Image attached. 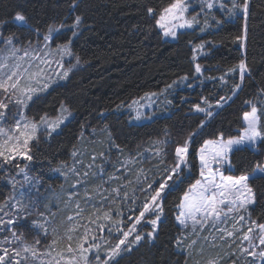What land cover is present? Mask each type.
<instances>
[{
  "label": "trees",
  "instance_id": "obj_1",
  "mask_svg": "<svg viewBox=\"0 0 264 264\" xmlns=\"http://www.w3.org/2000/svg\"><path fill=\"white\" fill-rule=\"evenodd\" d=\"M171 2L75 0L77 6L73 8V0H0V30L19 40L16 43L32 41L47 33L50 26L63 25L54 42L68 40L73 58L79 57V64L66 80L40 94V99L28 108V114L53 115L63 104L73 113L57 132L33 143L29 153L32 159L24 163L42 178L45 188L41 187L39 196L45 199L41 206L62 238L71 224L66 220L67 213L74 207L77 209V205L83 210L80 216L89 222L94 206L102 203L99 185L110 171L118 174L117 182H126L125 159H130L126 160L128 165L134 163V173L130 174L135 178L140 169H143L141 181L162 178L166 168L156 156L154 146L160 148L161 142L169 141L164 139L165 135L177 144L179 134L182 137L202 129L203 134L192 143L188 153L190 172L166 193L163 219L155 239L133 245L130 252L124 253L120 264H193L190 252L182 248L183 243L179 246L176 243L180 237L174 220L176 207L198 177V148L210 138L237 136L243 127L242 117L253 101L259 107L258 126L262 136L255 147H238L231 152V169L227 172L235 176L250 174L257 165L264 164V0H248L246 19L241 14L230 18L220 14L207 30L180 31L174 40L165 39L155 23L162 9ZM148 8L154 9V15L147 12ZM17 13L26 17L25 22L13 19ZM76 16H81L82 21L74 28ZM198 44H204V53L196 60L202 67L201 73L195 71L193 56V48ZM241 61L246 65L242 80ZM183 77H187L185 82ZM176 80L178 84L171 87ZM236 85L240 87L236 89ZM163 88L167 91L163 93L164 106L161 112L157 111L162 114L148 122L131 123L132 114L126 107L146 93ZM221 97L226 98V103L208 119L205 113L193 110L197 104L205 106V99L214 103ZM206 119L209 121L203 125ZM145 149H148L146 153ZM76 153L82 154L79 170L83 181H78L74 190L71 178H77L66 170L80 158ZM104 161L107 164L102 167ZM86 163L90 165L86 167ZM99 166L102 174L97 173ZM57 169L63 171L62 176L66 172L70 178L65 175L62 178ZM14 172L0 169V205L10 189L6 178ZM249 181L256 201L249 209L251 219L264 223V178ZM125 184L124 190L129 189V184ZM139 185L134 181L136 192ZM74 191L77 193L69 197L68 192ZM116 202V206L110 207L124 211V205L129 207L131 200L123 205L119 200ZM22 224L33 233L30 221ZM256 243L264 250V245ZM231 256L222 257L218 264L234 262Z\"/></svg>",
  "mask_w": 264,
  "mask_h": 264
},
{
  "label": "snow or ice",
  "instance_id": "obj_2",
  "mask_svg": "<svg viewBox=\"0 0 264 264\" xmlns=\"http://www.w3.org/2000/svg\"><path fill=\"white\" fill-rule=\"evenodd\" d=\"M77 5L73 0L72 7ZM203 7L212 9L214 7V0H205ZM223 7V4H221ZM232 8H239L243 12L245 19L248 15V0H240L237 4L235 0H232ZM147 12L150 15H154V9L148 8ZM187 12V5L185 0H172V2L159 14V17L155 19L156 26L163 30L164 36H170L176 38L178 28H191L195 22H198L196 17L188 19L185 16ZM13 19L17 22L23 23L26 17L17 13ZM82 21L81 16H76L73 27H78ZM63 27V25H61ZM59 31L58 28L49 27L48 34L43 39L45 45L52 39L53 32ZM75 35V32L73 33ZM239 39V37H238ZM7 45L6 56H0V157L4 160L11 161L16 156L23 157L24 159L31 160V142L38 140V132L43 128L47 135H51L61 123L62 118H57L55 121H50L48 117L41 116L39 120L29 119L25 115V109L31 104L36 103L40 99V93L44 92L48 86V80L45 78L44 69L39 65L36 66V70L32 71L33 61H39L41 65L48 64L50 61L48 57L52 56L51 51H45L42 54L33 50L31 53L23 48L16 47L14 44V37H8L3 41ZM203 47V45H201ZM22 52V55L18 53ZM61 57L67 55L71 56L72 53L68 45L58 47L56 53ZM11 61V62H10ZM79 57H76V64H79ZM27 64V67H25ZM62 67V65H60ZM76 65H72L68 70L63 71L61 78H67L69 72ZM241 73V80L243 79L246 65L241 61L239 64ZM235 69H229L228 71H234ZM196 73L201 72L199 64L195 68ZM223 79V78H221ZM240 85H236L238 89ZM235 91V89H234ZM225 97H221L216 102V106H221V101H225ZM135 103V102H134ZM207 108L201 107L199 104L195 105V110L200 113H205L206 116L211 117L213 107L211 103L204 100ZM250 103V102H248ZM10 105L16 108L18 111L14 116V124L8 127L4 126L7 114L10 111ZM68 112L67 107L61 105V113ZM257 108L251 107V112L244 113V120L247 122V127L244 128L242 134L238 138H229L225 140L223 136L219 137L216 141H206L205 145L199 150L201 170L200 176L202 179L196 180L194 184L190 186L182 197L178 207L180 209L176 216V221L184 228L191 226L195 230L199 225L201 229L205 225L211 224L216 227L219 224L225 223L231 216L234 223L232 224L233 230L220 229L221 239L224 235L228 238H236V232H241V251L247 253L253 257L257 256V252L249 251V248H255L257 245L255 240L259 241V245H264V223H258L256 220L251 219V213L248 210L249 205L255 204V195L252 188L249 185V180L253 178H264V166L257 165L254 169L252 176L242 174L239 176H225L219 168L213 169L212 164L224 165L229 163V154L245 144H254L262 133L257 127ZM141 114L137 112L136 119H139ZM203 125H201L202 127ZM196 133H191L189 139L195 136ZM166 143V142H165ZM209 149L211 151L209 152ZM189 153L188 141L186 140L182 146L175 148L176 162L173 167L166 168L165 175L158 181L148 182L146 179L141 182L140 177L143 175V169H140L136 174V183H146L147 187H140V191L143 192L144 198L140 205H136L138 197L135 196L136 189H133V195L130 197L127 191H122L121 187L113 188L108 195H104L100 192V198L102 203L99 207L94 206V211L89 217V223L83 226V234L79 237L80 243L76 249H73L69 245L67 249V257L63 253H58L57 257L48 261V264H79L82 259L84 264H89L88 257L85 253H90L93 249L99 250L101 243L97 241H105L108 239H115L116 243L110 245L105 250V257L102 260L99 255L95 256L97 264H120L124 253L130 252L133 245L139 244L145 239H155L157 233L158 223L161 221L163 214V201L165 199L167 191H170L172 185L169 181H174L175 178L180 177V173L183 171L182 164L186 163V158ZM156 156L164 155L163 151L159 148L155 150ZM210 157V158H209ZM95 159V157H93ZM162 162V161H161ZM23 171V169H21ZM59 171V169H57ZM207 173V175H206ZM88 173H85L87 176ZM217 177L219 179L217 180ZM25 179H28L25 176ZM175 182V181H174ZM129 184L132 182L129 181ZM155 185V186H154ZM99 191V189H98ZM91 197H89L90 199ZM132 201V206L128 208L129 212H138V215L124 216V212L117 208L113 210L110 205L117 200L123 205L129 200ZM105 204L109 207L105 208ZM17 212L14 216L10 217L6 221L0 218V231L9 230L11 235L16 240L22 241V236H17L14 226L18 222L26 220V215L23 212L22 202H18L16 206ZM243 209L244 213L237 217L232 216L233 213H239ZM80 206L77 205V217H80ZM30 214V213H29ZM43 216V213L40 214ZM151 217V218H149ZM68 220L73 221V217L69 216ZM127 221V223H125ZM142 222L150 224L152 231L142 233L139 231L138 226H142ZM45 223H41L39 220L32 221V227L39 231H43L47 234V228ZM239 225V227H237ZM94 226V227H92ZM246 227V231L244 230ZM76 229L70 227L67 229L69 233ZM107 231V236L103 234ZM96 232L102 235L97 236ZM131 237V239H130ZM67 239L71 241L72 235H68ZM248 242V247H243V242ZM7 243H12L11 240H6ZM39 243V241H37ZM179 246L182 241L177 238L176 241ZM87 244L88 247L84 245ZM22 250L25 253H31L33 257H37V251L24 245ZM7 255V249L3 250ZM79 252V258L76 255ZM16 256L20 255L19 251H15ZM5 255H0V264H6ZM261 260H264V250L258 253ZM27 259V257H25ZM15 264H20V261H16ZM208 264H215V261L210 260Z\"/></svg>",
  "mask_w": 264,
  "mask_h": 264
},
{
  "label": "rangeland",
  "instance_id": "obj_3",
  "mask_svg": "<svg viewBox=\"0 0 264 264\" xmlns=\"http://www.w3.org/2000/svg\"><path fill=\"white\" fill-rule=\"evenodd\" d=\"M235 2L237 4H239L240 0H235ZM185 3L187 5V12L185 13L186 18L192 19L193 17H196L198 22H195L193 24V27H191V28H187V27L186 28H178L176 30L177 33L180 31L193 30V29H197V31L203 32V30H205V29L207 30L208 28L211 27L212 21H214V20L217 21L218 15H220V14L224 15L225 17L227 15L228 18L234 17L236 14L243 15V12L240 11L239 8H237V9L232 8V0H214V7L210 10L207 9L206 7H203L205 0H185ZM221 4H223V7H221ZM53 28H58L59 31L62 29L61 25L53 27ZM59 31L53 32L52 39L48 42L47 46L45 45V41H44L43 37L46 34H48V32L41 35V36H37L32 41H29L26 43H23V42L22 43H16V42H19V40L14 39V44L16 47L26 49L30 53L33 50H35L36 52H39L41 54L45 51H51L53 53L52 56L48 57V60L50 61V66L48 64L41 65L39 63V61H33L32 71L36 70L37 65L42 67L44 69L45 78L48 80V83H49L48 88L40 94L45 93L47 90H49L51 87H53L54 85H56L58 83H63L66 80V78H61V74L63 73V71L68 70L72 65H76V59L73 58V55H71V56L65 55V56L61 57L60 55L55 54L56 49L58 47H63L65 45H68V47L70 48V43L68 40H66L64 42H60V41L54 42V38ZM160 31L163 34V30L160 29ZM163 36H164V34H163ZM8 37H10V36L4 34L0 30V56H6L8 54L7 45L3 42L5 40H7ZM164 38L169 39V40L175 39V38L170 37V36H164ZM201 45H203V47H201ZM203 49H204V44L195 45L193 48V50H194L193 56L195 59V68H196V65L198 64V62L196 61L197 58L204 53ZM71 53H72V51H71ZM22 54H23L22 52L18 53V55H22ZM60 65H62V67ZM25 67H27V64H25ZM70 72H69V74H70ZM201 72H202V67H201ZM240 75H241V73H240ZM181 79L185 82L187 80V77H183ZM176 84H178V80L174 81L170 86L173 87ZM165 88L162 89L163 91L146 93L144 96L133 100L126 107V110H128V111L130 110L131 114H132L129 121L131 123H135V124L148 122V121L152 120L155 116L162 114V113H157V111L161 112L160 108L164 106V102H165L164 100L165 99H163V97H164L163 95L166 94V92H167V91H165ZM171 89L172 88H169V91H171ZM216 102H214V103L209 102L213 106L211 108L212 113H214L216 110L221 108L226 103V101L225 102L221 101V106H216ZM253 105L256 106V108H257V114H256L257 115V127L259 129V126H258V124H259V107L257 106V101L252 102L250 109L247 112H251V107ZM202 107L207 108V105L202 106ZM28 108H26L24 111H25V115L29 119H35L38 121L41 116H45V115L48 117V119L50 121H55L58 117L62 118L63 123H61L60 126L54 132H57L61 128V126L64 125L73 116V113L69 110H68V112L61 113V107L59 108V111L53 115L43 114V115H39V116L28 114V110H29ZM193 110H195V107ZM17 111L18 110L16 108H14L10 105V111L8 112L6 120L4 122L5 127H8V126H11L14 124V122H15L14 116L17 113ZM137 112H139L141 114L139 119H136ZM208 118L209 117L207 116V119ZM207 119L205 120L203 125L205 123H208L209 120H207ZM242 122H243V127L241 128V130L237 136L223 137V138L225 140H227L229 138H238L242 134L244 128L247 127V122L244 120V115L242 117ZM54 132H52V133H54ZM195 133H196V135L193 136L191 139H189L190 133H188L187 135L184 134V136H182V137H180L181 134H179V138H178L179 143H177V144L174 142L171 143L170 139H169L170 136L165 135L164 139L168 138L169 141H165L166 143L164 141L160 143L159 149H161L163 151L164 155L158 156V158L160 159V161H162L165 168H170V167L174 166V164L176 162L175 148L177 146H182L186 140L188 141V148H189V152H190L192 143H195L198 139V136H201V134H203L202 129L199 131V133L198 132H195ZM45 136H47V134L44 132L43 128H41L40 131L38 132V140L45 137ZM219 137H221V136H219ZM219 137L210 138V139L205 140L202 143V145L198 148V150H197L198 167H197V171H196V173L198 174V177L196 180L202 179L200 176L201 161H200L199 150L205 145L206 141H216ZM259 140H260V138L254 144H245L243 146L255 147ZM36 141L31 142L30 147ZM243 146H239V147H243ZM154 147H155V149H157L158 145L154 146ZM135 150H136V148H135ZM147 151H148V149L144 150L145 153ZM210 151H211V149H209V152ZM230 154H229V157H230ZM145 156H142V158L144 159ZM79 157L80 158L77 159V162H73V165L71 163L69 168H67V170H66L67 173H72L77 178V179L71 178V182H72L71 188L74 190H75V187L78 185V181H83V177L81 176V172L79 170L80 165L82 164V154ZM137 157H138V155H137ZM229 157H228V160L230 162ZM25 160L26 159H24L23 157L16 156L15 159L6 162L3 157H0V169L1 170H4V172H7V173L15 171L14 174H9L6 178V181L8 182L10 189L8 191L7 198L0 205V218L4 219L6 221L10 217L14 216L17 212V209L14 206H16L18 204V202H22L23 212L26 215V220H24L22 222H18L14 226V230L16 231L17 236H22V241H19V240H16L15 238H13L11 235V231H9V230L0 231V255H5L3 250L7 249V255H5L6 264H15L16 261H20V264H48V261L57 257L58 253H63L65 255V257H67V255H68L67 249H68L69 245H71V247L73 249H76L78 247V245L80 243L79 237L83 234V226L88 224L89 222L85 221L82 216L77 217V209H75V207H74L73 211L67 213L66 220L69 221L68 220L69 216L73 217V221H71V224L69 227H67V229L70 227H73L76 230L71 232V233L66 232V235L64 236V238H62L61 234L57 233V232H59L56 229L57 227H54V229H53V226L49 223L51 220L48 217V215L45 213V209L41 206V202L45 199V198L42 199L43 197L39 196L40 194H42V191H41L42 188H45L42 184V178L39 177L38 175H34L31 172V170L28 168L27 163L24 164ZM126 160L130 161V159L129 158L125 159V162L123 165L124 174L128 173V176L125 178V179H127L126 182L127 183L129 181L132 182L131 184L128 183L129 189L124 190L126 182L125 181L123 183H120L119 181L117 182V175L118 174L115 173L114 171H110L107 174V177L103 178L102 184L99 185V193L103 192L104 195H108L109 192L111 191V189L121 187L123 185L124 187L122 188V191H127L129 193L130 197L133 195V189H136L138 187V185L136 186V188L134 187V181H136V178H135V176H132L133 175L132 173L130 174V172L134 171V169H132V168H134V163H132V161H131L130 165H128L126 163ZM189 161L190 160L187 156L186 163L182 164L183 171L180 173V177L179 178L174 177L175 182L169 181L170 185L174 186L176 182H178L187 173L190 172ZM104 164H107L106 161H104V163H101L102 167ZM87 165H90V163H86V167H87ZM211 166L213 169L219 168V170L221 172H223V174L225 176L232 175V174H229L227 172L229 169H231V164H229V163H226L222 166L213 163ZM263 166H264V164H263ZM102 167H100V166L98 167L97 173H101V174L103 173ZM21 169H23V171H21ZM83 171L86 172V170H83ZM62 172H63L62 170L61 171L59 170L57 173L62 176ZM253 172L250 174H246V175L252 176ZM67 173L65 172L63 174V176L65 175L66 178H70V175H67ZM206 175H207V173H206ZM25 176H27L28 179H25ZM63 176H62V178H63ZM232 176H235V175H232ZM160 179H161V177L160 178L159 177L154 178L151 181H149V179H148V182L150 183L152 181H158ZM218 179H219V177H217V180ZM196 180L192 184H194L196 182ZM115 182H117V184ZM141 182H143V181H141ZM248 183L250 185V181ZM192 184H190L188 186L186 191H188V189L190 188V186ZM139 186L140 187L141 186L147 187V185H144V183L140 184ZM252 190H253V188H252ZM137 192H138V195L136 194ZM137 192L135 191V196L138 197V199L136 200V205H140L143 202V198H144L145 194L143 192H141L140 190ZM74 193H77V191L68 192V196L72 198ZM184 193H183V195H184ZM253 193H254V190H253ZM183 195L181 196L180 202L182 200ZM112 204L114 206H116L117 202L112 203ZM178 205L176 207V214L174 216V220H175L177 227L180 231L179 240L182 241V243H183V244L181 243L183 245L182 248L185 251L190 252V254L192 256L193 264H208V261H210V260H213V261H215V264H218L222 257H224V259H227V258H230V255H232L231 257H233V259L235 261H238V264H258V263L260 264V262L262 260L259 257L258 253L261 251L262 247L260 248L257 246L255 248H249V251L257 252L256 257L248 255L247 253H243L241 251V239L239 238L242 235L241 232H236V238H228L225 234L224 238L221 239L222 234L220 231L217 230V228L227 229L230 231L233 230L232 224L234 223V221H233L231 216L226 220L225 223L219 224L216 227H213L211 224H208V225H205L203 229H201L200 226L198 225L196 227V229L194 230L191 226V221H189V226L187 228H184L181 225H179L176 221V216L178 215V213L180 211ZM124 206L126 209L123 211L125 217L128 215H138V212H136V214H135V212L131 213L128 211V208L132 206V201H131V203H129V207H126V205H124ZM251 206L252 205L248 206V210L250 209ZM41 213H43V216L40 215ZM241 214L247 215L246 213H244V210L241 209L239 213H233L232 216H235L238 218V216ZM149 218H151V217H149ZM162 219H163V214L161 216V221H162ZM34 220H39L41 223L46 222L45 226L48 230L46 235L44 234V232L42 230L38 232V230L35 228H33V231H32L33 233H31L30 229L26 228V226L24 224H22V223H27L28 221H30V223L32 225V221H34ZM125 223H127V221H125ZM159 223H158V225H159ZM72 224H74L76 226H73ZM92 227H94V226H92ZM237 227H239V225H237ZM138 228H139V231L142 233H147L149 231H152V226L150 224H147L144 222H142V226H138ZM244 230L246 231V227ZM57 234H59V235L57 236ZM68 235L73 236V239L71 241H69L67 239ZM96 235L100 236L102 234L99 232H96ZM103 235L105 237L107 236L106 230H105V233ZM29 236H31V238ZM33 236H36V237H33ZM130 239H131V237H130ZM6 240H11L13 242L7 243V242H5ZM150 240H152V239H150ZM37 241H39V243H37ZM97 242L101 243V245H102L99 250L93 249L90 253L84 254L88 257L89 264H97V262L95 260L96 255H99L101 257V259L103 260L105 257L106 248L109 247L110 245H114L116 243V240L115 239H108L107 243H105V241H97ZM256 242H259V241L258 240L254 241V243L257 245ZM25 244L34 248L37 251L38 256L33 257L31 255V253H25L22 250V248ZM84 246L88 247L87 244H85ZM243 247H248L247 241L243 242ZM14 250L19 251L20 255L16 256L14 253ZM76 255L79 258V252H76ZM25 257H27V259H25ZM235 261L230 263V264H235ZM61 264H63V261L61 262ZM79 264H84V261L81 259L79 261Z\"/></svg>",
  "mask_w": 264,
  "mask_h": 264
}]
</instances>
